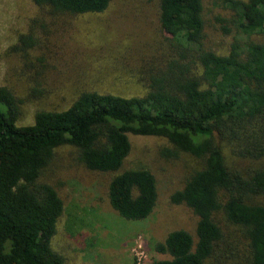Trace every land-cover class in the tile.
Here are the masks:
<instances>
[{"label": "trees", "instance_id": "1", "mask_svg": "<svg viewBox=\"0 0 264 264\" xmlns=\"http://www.w3.org/2000/svg\"><path fill=\"white\" fill-rule=\"evenodd\" d=\"M218 1L242 34L226 52L206 44L204 0H157L161 31L170 34L162 39L167 52L129 65L103 53L99 75L87 72L89 52L74 46L62 66L60 56L53 61L43 51L13 67L28 76L0 85V264H64L51 245L63 199L55 183L41 179L64 146L76 165L108 175L106 200L120 216L146 219L157 203V180L145 166H125L131 136L163 137L160 155L184 153L199 164L169 195L191 211L193 232L169 230L153 245L169 258L145 264H209L216 255L225 264L220 246L228 224L247 242L238 264H264V0ZM32 2L37 15L14 51L26 53L38 32L54 39L60 25L102 13L112 0ZM78 31L70 25L73 39ZM113 68L123 75L108 76ZM29 102H36L33 120L20 124ZM237 160L258 164L243 169Z\"/></svg>", "mask_w": 264, "mask_h": 264}, {"label": "rangeland", "instance_id": "2", "mask_svg": "<svg viewBox=\"0 0 264 264\" xmlns=\"http://www.w3.org/2000/svg\"><path fill=\"white\" fill-rule=\"evenodd\" d=\"M204 1L206 44L216 51L226 52L228 44L242 34L231 24L229 13L220 7L218 0ZM37 12L32 0H0V85L21 82L22 77L28 76L27 71L18 72L17 69L36 56H42L43 51L50 53L53 61L60 56L63 61L59 66L66 63L67 50L72 46L88 51L87 72L98 75L100 66L106 62L99 56L103 53H110L129 65L140 56L168 51L162 39L170 34L161 31L156 17L157 0H112L102 13L84 14L71 24L60 25L54 39L51 38L53 34L38 32L39 38L33 49L29 48L26 53L14 51L12 45L20 34L29 31ZM73 24L79 28L74 39L70 34ZM260 37L255 35V38ZM48 39L51 43L42 47ZM80 59L81 63L85 60L83 53ZM13 67L17 69L13 70ZM113 70L108 76L123 75L116 68ZM48 76L54 77V70ZM35 107L36 102L25 105L20 124L32 122ZM131 142L132 150L125 166H145L157 180V203L144 220L120 216L106 200L108 175L76 165L70 147L58 148L50 167L43 172L41 179L56 184L64 203V210L56 222V233L51 239L52 247L64 255V264H145L153 259L169 258L153 248L169 230L182 227L193 232L195 218L191 211L183 205L172 204L169 195L181 187L189 171L199 165L198 160L184 153L177 158L163 157L159 153L167 144L163 137L131 136ZM225 149L228 156V147ZM257 164L254 160L235 161V165L243 169ZM226 227L229 235L222 242L220 251L227 257L225 264H238L247 242L241 229L230 224ZM216 256L209 264L212 261L222 264L214 259Z\"/></svg>", "mask_w": 264, "mask_h": 264}]
</instances>
